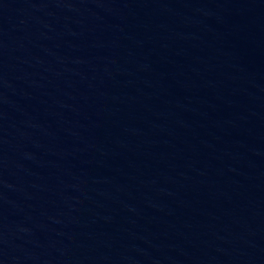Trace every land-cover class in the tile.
<instances>
[{
	"label": "water",
	"instance_id": "95a60500",
	"mask_svg": "<svg viewBox=\"0 0 264 264\" xmlns=\"http://www.w3.org/2000/svg\"><path fill=\"white\" fill-rule=\"evenodd\" d=\"M0 264H264V0H0Z\"/></svg>",
	"mask_w": 264,
	"mask_h": 264
}]
</instances>
